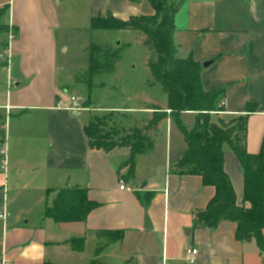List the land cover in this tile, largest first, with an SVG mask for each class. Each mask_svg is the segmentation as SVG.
<instances>
[{
  "label": "crops",
  "instance_id": "0c3cea01",
  "mask_svg": "<svg viewBox=\"0 0 264 264\" xmlns=\"http://www.w3.org/2000/svg\"><path fill=\"white\" fill-rule=\"evenodd\" d=\"M74 1L90 19L107 12L121 20L154 13L146 0ZM62 2L0 0V7H9L2 22L15 29L5 58L0 54V85L6 87L0 149L5 146L8 156L7 172L0 168V214H9L0 219V264H91L99 246L98 259L105 264H187V247L198 250L195 264H264L255 241H236L235 223L207 228L197 221L215 190L176 168L187 143L173 135L170 118L162 165L153 141L135 156L133 174L126 177L127 169L119 168L129 150L91 149L81 110L56 107L58 100L68 102L56 89ZM174 41L179 57L191 54L201 65L212 61L202 66L203 87L225 90L224 111L213 120L229 122L257 105L248 117L246 148L258 153L264 135V0H183L174 16ZM134 110L152 117L150 110ZM223 150L224 169L241 204V167L227 144ZM120 177L131 190L119 188ZM77 186L98 205L83 221L45 217L59 189ZM118 231L121 240L107 244V233Z\"/></svg>",
  "mask_w": 264,
  "mask_h": 264
},
{
  "label": "trees",
  "instance_id": "16d2710c",
  "mask_svg": "<svg viewBox=\"0 0 264 264\" xmlns=\"http://www.w3.org/2000/svg\"><path fill=\"white\" fill-rule=\"evenodd\" d=\"M138 3L142 0H129ZM153 7L152 15L131 16L121 20L111 12L90 19L92 31H131L144 36L143 45L151 56L147 66L154 84H158L167 96V107L155 104L141 109L150 110L152 117L142 127L131 132H105L110 115H96L84 127L88 145L93 150L109 153L115 149L129 150L128 158L120 169L127 167L126 177L134 170V158L153 147V134L160 123L168 118L176 120L187 143V148L176 164L180 173L198 175L204 186H212L214 196L207 207L196 216L199 224L215 228L223 221L235 223V239L238 242L255 241L259 251L264 254V135L259 152L247 151V124L256 104H249L246 114L236 115L229 122L221 118L213 120V115L223 112L224 89L207 91L201 81L203 67L192 55L178 56L174 41V16L183 0H146ZM7 5L0 7V22L8 12ZM7 33L0 24V38ZM8 45V38L6 43ZM88 76H98L114 67L119 51L104 50L91 43L89 48ZM184 112L196 113L195 126L188 131L180 122ZM228 145L236 156L243 176V200L237 197L230 177L224 169V145ZM98 205L88 198L87 192L80 188L59 189L51 205L45 207L44 215L54 222L83 221ZM106 243L122 238V232H108ZM99 246L91 264H105L98 259L102 250Z\"/></svg>",
  "mask_w": 264,
  "mask_h": 264
},
{
  "label": "rangeland",
  "instance_id": "374dc122",
  "mask_svg": "<svg viewBox=\"0 0 264 264\" xmlns=\"http://www.w3.org/2000/svg\"><path fill=\"white\" fill-rule=\"evenodd\" d=\"M178 1L174 0V3ZM84 7L77 5L74 0H66L59 7L62 28L57 31V92L62 95L60 98L65 96L68 101L71 96L76 97L83 108H88L80 112L86 124L93 116L110 115L105 132H131L136 127H142L151 118L148 112L134 109L149 104L164 106L167 102L166 94L161 86L153 83L147 66L151 53L142 43L144 36L137 32L92 31L90 18ZM0 24L7 30L0 38V54L5 58L6 40L15 35V29L2 21ZM117 41L120 42L118 46L115 45ZM91 43L98 45L103 51L117 48L119 54L111 70L102 72L90 81L88 68ZM15 85L12 84V89H15ZM5 89V85H0V103L5 98ZM195 121L194 114L180 115V122L188 131L194 128ZM169 122L173 135L182 139L176 120L170 118ZM166 124V120H163L153 134V141L158 146L156 157L161 165L164 156L161 143Z\"/></svg>",
  "mask_w": 264,
  "mask_h": 264
},
{
  "label": "built area",
  "instance_id": "2783aa9c",
  "mask_svg": "<svg viewBox=\"0 0 264 264\" xmlns=\"http://www.w3.org/2000/svg\"><path fill=\"white\" fill-rule=\"evenodd\" d=\"M11 37V36H10ZM56 107L61 109H67L72 111H80L83 109V107L78 103V100L76 97L71 96L70 100L68 102H65L63 100H58ZM8 167V156H7V149L6 147H2L0 149V168L2 171L7 172ZM119 188L121 190H131V187L127 186L124 178H119ZM9 216L6 210H4L0 214V219L5 221L6 218ZM198 257V250L193 247H187L185 250L184 260L187 264H195L197 262ZM4 264H11L9 262H4Z\"/></svg>",
  "mask_w": 264,
  "mask_h": 264
},
{
  "label": "water",
  "instance_id": "95a60500",
  "mask_svg": "<svg viewBox=\"0 0 264 264\" xmlns=\"http://www.w3.org/2000/svg\"><path fill=\"white\" fill-rule=\"evenodd\" d=\"M119 43H120V42L117 41V42H115V45L118 46ZM211 63H212V61H205V62L202 63V66H203L204 68H207L209 65H211Z\"/></svg>",
  "mask_w": 264,
  "mask_h": 264
}]
</instances>
